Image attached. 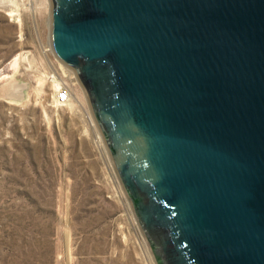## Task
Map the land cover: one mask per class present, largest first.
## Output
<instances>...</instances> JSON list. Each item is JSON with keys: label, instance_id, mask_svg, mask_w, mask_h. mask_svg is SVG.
<instances>
[{"label": "water", "instance_id": "1", "mask_svg": "<svg viewBox=\"0 0 264 264\" xmlns=\"http://www.w3.org/2000/svg\"><path fill=\"white\" fill-rule=\"evenodd\" d=\"M158 264H264V0H51Z\"/></svg>", "mask_w": 264, "mask_h": 264}, {"label": "rangeland", "instance_id": "2", "mask_svg": "<svg viewBox=\"0 0 264 264\" xmlns=\"http://www.w3.org/2000/svg\"><path fill=\"white\" fill-rule=\"evenodd\" d=\"M51 7L0 0V264H158L86 90L54 51ZM63 83L74 96L59 106Z\"/></svg>", "mask_w": 264, "mask_h": 264}, {"label": "built area", "instance_id": "3", "mask_svg": "<svg viewBox=\"0 0 264 264\" xmlns=\"http://www.w3.org/2000/svg\"><path fill=\"white\" fill-rule=\"evenodd\" d=\"M74 96V86L68 83L60 84L55 93V102L59 106L69 103Z\"/></svg>", "mask_w": 264, "mask_h": 264}, {"label": "bare ground", "instance_id": "4", "mask_svg": "<svg viewBox=\"0 0 264 264\" xmlns=\"http://www.w3.org/2000/svg\"><path fill=\"white\" fill-rule=\"evenodd\" d=\"M76 79V78H75ZM78 79H79V77H78ZM80 81V80H79ZM77 83V82H76ZM81 83V82H80ZM68 242V241H67Z\"/></svg>", "mask_w": 264, "mask_h": 264}]
</instances>
